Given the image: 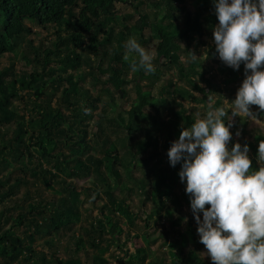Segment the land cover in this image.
I'll return each instance as SVG.
<instances>
[{
    "label": "trees",
    "instance_id": "trees-1",
    "mask_svg": "<svg viewBox=\"0 0 264 264\" xmlns=\"http://www.w3.org/2000/svg\"><path fill=\"white\" fill-rule=\"evenodd\" d=\"M117 1L126 2V0H0V56L21 46L26 54L24 59L28 60L33 70L30 74L23 73L18 79V75L13 71V62L8 67L0 68V140L4 142L0 144V206L4 205L6 209V202L16 188L21 184L29 185V180L21 176L22 173H29L36 185L39 181L51 189L53 185L50 180L59 182L63 190L62 195L51 196L50 199L42 197L38 192L37 200L32 199L31 191H26V197L31 200L28 211L19 214L17 218L9 217L7 219L9 228H3L0 222L2 258L17 260V264H84L79 254L69 262L63 261L55 253L39 251L25 243V239L28 243L34 242L33 235L21 238L13 230L24 225L29 231L33 229L35 235L55 233L64 236L69 231L67 228H72L80 220L81 205L91 199L93 202L104 199L103 195L106 198L100 207L102 218L95 219L90 229L83 230L86 233L90 230L99 232L100 237L107 231L119 246L124 228L117 218L122 214L121 216H125L131 226H135L137 218L129 204L130 194L136 189L138 194L145 195V201H149L147 181L156 187L158 209L166 211L171 217H175L177 207H182L184 201H190L189 194L183 191L181 186V191L176 188L180 185L178 173L181 163L178 162L175 166L169 163L166 166L156 163L151 166V160L162 154L167 156V150L179 137L182 128L194 122L193 116L186 115L187 110L174 100L173 94L196 98L190 88L179 87L176 84L175 73H172L166 84L159 86L157 83L160 79L159 77L155 79V76L174 68L180 76L184 74L185 69L180 61V53L185 50L184 41L195 40V36L192 35L197 34L199 42H204L202 38L205 28L212 30L218 22L215 12L206 13L210 6L214 7L213 0H195L202 3L203 9L194 12L185 11L184 6L177 3L184 0L142 1L136 4L137 7L147 2L146 6L151 7L153 12H138L139 20L135 26L129 28L122 23L123 29L116 32L115 24L108 26L106 23L108 18L119 17L114 11ZM135 15L129 17L133 19ZM150 15L154 17L153 21L158 22L154 27L158 36L156 62L162 63L155 67L153 73H145L138 69V75L135 77L136 98L127 110V117L123 118L118 114L106 118L107 111L99 112L95 126L98 132L91 135L88 122L93 119L92 110L97 109L95 103L98 97L79 83L89 76L99 82L101 79L99 76H105L107 78L103 83L112 85L115 91L123 90L124 70L118 64L122 61L121 53L126 37L139 33L140 44L149 45L146 38L148 33L145 32H151ZM116 19L114 20L119 23ZM27 20H33L44 27L64 25L67 34L62 36L61 30H58L57 38L50 45L45 46L44 39L34 44L32 39L26 38L32 33L26 23ZM86 36L91 38L93 48L85 45ZM71 43L74 44L73 48L70 47ZM92 56H95V59H92ZM54 58L60 66L56 64L53 66ZM83 63L90 69L85 68L76 80V71L82 70ZM220 64L226 79L224 86H217L214 89L219 96L224 91L227 93L233 91L235 86L227 85L238 80L236 70L228 68L223 61ZM95 69L99 75L94 73ZM239 70L240 79L243 80L245 78L243 63ZM46 76L47 82L40 83L37 79L40 77L42 80ZM143 80H153L151 81L153 88L144 90L140 83ZM64 82L68 84L66 87ZM48 85L55 91L61 88L57 107H52L51 99L47 98L40 103L34 102L39 111L30 110L31 115L28 119L16 113L12 105L15 98H22L18 94L20 90H28L29 94L33 93L39 98L44 93L48 96L46 93ZM189 86L194 85L191 83ZM168 87L173 90H168ZM105 92L110 95L108 103L112 110H116L110 90L106 89ZM52 95L53 93L50 96ZM151 95L157 97L154 104L148 102ZM85 106L90 112L85 113ZM174 106H180L181 109L176 110ZM148 107H154L155 111H147ZM169 115L173 116L166 119ZM225 119H228L227 115ZM227 122L226 120L225 123ZM258 136L264 139L263 134L260 133ZM234 143L231 140V146ZM123 170L129 179L125 180ZM88 175L95 177V187L78 191L72 181ZM117 189L120 191L126 189V195L119 197L116 195ZM2 211L3 218L5 210ZM163 235L168 237L165 233L161 236ZM169 236L172 237V249L175 250H172L174 256L172 264L184 262L192 264L193 259L197 258L200 241L191 224L190 231H171ZM77 238L76 251L79 252L84 241L79 235ZM102 242V239L95 237L91 244L103 250ZM190 243H193L196 249L191 250V255L186 257L185 249ZM150 256L147 253L130 256L124 264H143ZM105 263L104 259L97 262ZM150 263L165 264L162 258H154Z\"/></svg>",
    "mask_w": 264,
    "mask_h": 264
},
{
    "label": "rangeland",
    "instance_id": "rangeland-1",
    "mask_svg": "<svg viewBox=\"0 0 264 264\" xmlns=\"http://www.w3.org/2000/svg\"><path fill=\"white\" fill-rule=\"evenodd\" d=\"M142 1L147 0H126V2L117 1L115 3L114 11L119 17L117 19L108 18L106 24L108 26H112L115 24L114 27L116 32L123 29L122 23L128 25L129 28L135 26V24L139 20L137 16L138 12H153L151 7L146 6L148 5L147 2L145 3V5L140 4V6L137 7L136 4ZM177 3L180 4V6H184L185 11L194 12V10L203 9L202 3H197L195 0H184L182 3ZM210 11L215 12L214 7L210 6L206 13H209ZM132 14H136L135 18L133 19L129 17V15ZM114 19L119 21V23H117ZM153 20L154 17L151 16V32H145L148 33L146 35V38L149 41V45L142 46L145 47L146 50H150L154 54L153 63L157 68L159 66V63L162 62H156L155 49L156 42L158 41V36L155 34L156 32L154 27L156 26L155 24H158V22H156V20ZM26 23L32 30V33L28 34L26 38L28 40L32 39L34 44H38L39 41H42L44 39V45H50V43L57 38L58 30H61L60 32L62 36H65V34H67V30L65 29L64 25H48L44 27L38 25L33 20H27ZM169 29L171 30L172 26H170ZM132 36L135 37L139 43H141L139 33H135ZM192 36H195V40L191 42L185 40V50L180 53V61L185 69L184 74L180 76L176 68L172 69V71H163L161 74H159V76H155V79H157V77H159L160 79L157 85L159 86L166 84L171 78L172 73H175L174 81L176 82V84H178L179 87L184 86L190 88L191 92L195 95L196 98L194 99L187 96L182 97L178 93L173 94L175 95L174 100L181 103L182 107L184 106V108L187 110V116L192 115L194 121L198 118H203L207 105L209 104V102H212L214 107H223L228 116V119H231V100L235 98L236 92L243 81L240 79L241 72L239 69H234L238 72V80L237 82L235 81L234 83H230L227 85L235 86L234 90L230 93L224 91V93L219 96L218 92H216L214 89L217 86L225 85L224 82L226 79V75L223 73V68L220 64L222 60L219 58L218 53L214 51L216 48L213 40V29L210 30L208 28H205L204 36L202 38L204 42L202 43L199 42V37H197V34H193ZM126 39L128 38L126 37ZM91 44V38L89 36H86L85 45L92 46ZM73 45L74 44L71 43L70 47L73 48ZM121 54L122 61L118 65L124 70L123 78L125 80V83L123 85V90L115 91L112 85L103 83V81L107 78L105 76H99V78H101L99 82H96L94 78L89 76L86 77L85 80H81L79 83L81 86L89 89L95 97H98V100L95 103L97 109L92 110L94 116L93 119L88 122V129L91 135L98 132L95 126L96 121L99 119V112H103L104 110L107 111L106 118H110L111 116L118 114H120L123 118H126L127 110L130 109L133 101L136 98L135 77L138 75V69L135 71L131 69V63L133 62L134 54H128V57L126 59L125 47L123 48ZM24 55L26 54L23 52L21 46L19 48L13 49L9 53L3 54L2 56H0V68L8 67L13 62V71L18 75V79L25 72L28 74L32 73V67L28 64V60L24 59ZM194 55L197 56L195 60L192 59ZM56 58H54L55 60L53 66H55V64L57 66H60L59 62L56 61ZM92 59H95V56H92ZM82 66V70L76 71V80L78 78L77 76L80 73L84 72L83 70L85 68L90 69L85 63H83ZM226 66L228 68H232L227 64ZM69 72H71V70H69ZM94 73H97L99 75L96 69L94 70ZM37 79L38 81H40V83L43 81L47 82L48 77H43L42 80L40 77H38ZM151 81L153 80H143L140 82L144 90H150L153 88L151 85ZM190 82L194 86H189V84H191ZM67 85L68 84L64 82V86L66 87ZM106 89H109L111 92V96L114 99V104L117 107L116 110H112V107L108 103L110 95L105 92ZM168 90L172 91L173 89L171 87H168ZM46 93H48V96L44 93L38 98L33 95V93L29 94L28 90H20L18 94L22 98H15L12 107L18 115H24L27 119L29 115H31L30 110L35 109V111H39V108L34 106V102L40 103L41 101L50 98L52 107H57L59 97L61 95V88L55 91L50 89V86L48 85ZM51 93H53L52 96H50ZM156 101L157 97L155 95L149 96V103L154 104L156 103ZM220 101L221 103L218 104V102ZM177 107L174 106L173 108L176 110L181 109L180 106ZM250 107L256 114L252 117V119H248V117L244 114L232 117V127L229 129L232 133V137L227 146L230 149L231 140H233L235 143L239 142L241 143V145L247 143L249 145V157L252 160L251 167L259 168L260 164L257 162L256 157L258 144L261 140H264L260 139L258 136L260 135V133L264 135V110L259 109L258 105H251ZM147 111L154 112L155 109L154 107H148ZM172 116L173 115H169L166 117V119ZM121 130L122 129H120V131ZM245 130H247V133L244 134ZM237 132H239V135H236ZM0 144H4V142L0 140ZM62 150L68 152L65 149ZM165 152L166 151H164V153ZM167 161V156L165 154H162L160 157L151 160V166L156 165V163L166 166L170 164L169 161ZM15 165H17V163ZM123 172L125 180L129 179L128 174L125 172V170H123ZM21 176L27 177V179L29 180V185L25 186L21 184L18 188H16L14 194H12L10 199L6 202V209H4V205L0 206V222L3 228H9V224L7 223V219L9 217L17 218L19 214L28 211V205L31 200L26 197V191H31V197H33L32 199L35 200L38 199L37 196L39 195V193L42 195V197L48 199H50L51 196H58L62 195L63 193L62 184L59 182L50 180V183L53 185L51 189L39 181H37L38 183L36 185L35 180L31 178V175L29 173H22ZM94 181L95 177H93L92 175H88L81 178H75V180H73L72 182L77 187L78 191H81L84 188H94ZM179 184L180 185L176 187L177 190L181 191L182 188L183 191H185L186 182H181V180H179ZM124 190L125 191H120L117 189L116 195H118L119 197H124L127 193V190ZM146 191L150 196L149 201H145V195L141 193L138 194L136 189H134V191L130 194L131 197L129 200V204L131 206L133 214L137 218L135 226H131L128 223L127 218L125 216H121L122 214L117 218V220L120 221L124 228V234L120 236L119 239V246L115 243L116 241L111 238V234L107 231L104 232L100 237L101 234H99V232H92L90 230L89 233H86L83 230L84 228L90 229L95 219H98L100 217L102 218L100 214V207L103 205L104 199L106 198L104 195V199H97L95 202H93V199H91L89 201H85L84 204L81 205L80 220L76 222V224L72 228L68 227L67 230L69 231H67L64 236L57 235L55 233L35 235L33 229L29 231L24 225L15 227L13 232L19 235L21 238H25L26 235H33L34 242L31 241L28 243L27 239H25V243L30 244L32 247L39 251H45L48 254L55 253V255H57V257L61 258L63 261L67 260L71 262V258H76L79 254V257H81L84 264H97L99 259H104L106 262L105 264H124V262H126L130 256H134L137 254L143 255L147 253L151 256L147 258V260L143 264H151L150 261L154 258H162L165 264H172L174 256L172 254L173 240L172 237L169 236L171 231L188 232L190 231L191 224V226L195 229V234L199 239V235L197 233V223L191 211L190 201H184L182 207H177L178 211L175 213V217H171V215H169L166 211L158 209L159 204L156 198V187L153 186L150 181H147ZM2 210H5L3 218L1 217V212H3ZM106 212L110 213L109 210H106ZM111 215L113 216V214ZM200 215L202 217V213ZM173 219L175 224H173ZM162 233L167 234L168 237H164V235L161 236ZM78 235L84 241V243L80 247L81 250L79 252L76 251L78 247ZM95 237L97 239H102V244L104 246L103 250L97 249L92 246L91 242ZM165 240H167L166 244L162 246V243ZM130 243L134 251L129 250ZM137 245L140 249L137 247ZM195 249L196 247L194 246V244L190 243V245H188L185 249L184 256L187 257L191 255V250ZM205 253L206 249L204 245L200 243L199 249H197V258L193 259L192 264H213L210 257ZM0 264H17V260H9L7 258L0 257ZM183 264L188 263L184 262Z\"/></svg>",
    "mask_w": 264,
    "mask_h": 264
},
{
    "label": "clouds",
    "instance_id": "clouds-1",
    "mask_svg": "<svg viewBox=\"0 0 264 264\" xmlns=\"http://www.w3.org/2000/svg\"><path fill=\"white\" fill-rule=\"evenodd\" d=\"M213 3L216 52L233 69L243 63L245 78L231 100V119H225L223 107L209 102L203 118L182 128L167 157L171 166L181 163L178 175L186 182L199 241L213 264H264V140L258 144V169L251 167L247 143L227 146L232 117L252 119L251 105L264 110V0ZM124 47L126 59L134 54L133 71H155L154 54L135 37L129 36ZM129 250L134 251L131 243Z\"/></svg>",
    "mask_w": 264,
    "mask_h": 264
}]
</instances>
